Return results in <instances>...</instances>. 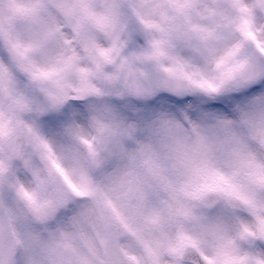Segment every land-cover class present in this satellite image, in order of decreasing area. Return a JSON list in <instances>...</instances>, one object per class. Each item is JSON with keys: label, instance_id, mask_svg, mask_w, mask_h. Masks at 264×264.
<instances>
[{"label": "clouds", "instance_id": "clouds-1", "mask_svg": "<svg viewBox=\"0 0 264 264\" xmlns=\"http://www.w3.org/2000/svg\"><path fill=\"white\" fill-rule=\"evenodd\" d=\"M0 264H264V0H0Z\"/></svg>", "mask_w": 264, "mask_h": 264}]
</instances>
